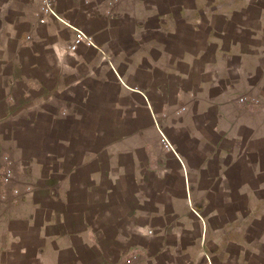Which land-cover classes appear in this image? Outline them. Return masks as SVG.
<instances>
[{
  "label": "crops",
  "instance_id": "1",
  "mask_svg": "<svg viewBox=\"0 0 264 264\" xmlns=\"http://www.w3.org/2000/svg\"><path fill=\"white\" fill-rule=\"evenodd\" d=\"M190 1L0 0V125L62 127L6 264H264V6Z\"/></svg>",
  "mask_w": 264,
  "mask_h": 264
},
{
  "label": "rangeland",
  "instance_id": "2",
  "mask_svg": "<svg viewBox=\"0 0 264 264\" xmlns=\"http://www.w3.org/2000/svg\"><path fill=\"white\" fill-rule=\"evenodd\" d=\"M182 1L185 2L186 6L191 5L190 0H180V2ZM261 6H264V0H260ZM214 7L218 8L217 14L219 15L212 20L216 21L218 26H240L241 24L249 26L257 14L249 11L248 14H245L246 18L241 19V15L239 16L237 13L241 7L244 8L246 6L238 7V0H210V9L212 11H214ZM203 13L204 8L201 7V10H196L195 14L182 17V24L180 26H184L185 22L194 23L195 26H206ZM223 13L230 14L229 20L226 23L223 21V16L220 15ZM233 36L234 34H232ZM4 70L5 73H11L12 68L8 65ZM1 108L0 112L5 113L4 106ZM41 118L43 119V116ZM25 124L24 118H20L16 121V124L15 122H3L0 125V264H6L7 261H10L9 257L13 256V253L17 255L16 252L12 251L13 238L8 231L9 221L14 215L26 214L28 212L27 201L29 193H36L35 196L39 197L41 195L43 197L47 193L45 191V184H48L47 186L49 187L60 186L58 181L45 180V176L37 174L36 171L33 172V167L37 165L41 167H61L55 160L45 158L46 151H54L56 146L54 144L37 143L36 140L43 141L46 134L49 137L58 136V132L62 127L55 126L46 132L45 127H30ZM71 128L68 127L69 130ZM107 143L103 142L100 145ZM41 196L39 198H42ZM19 226V224H14L10 230H19L21 228ZM123 229L124 224L120 222L114 223L111 227V231L114 232H119ZM150 232L152 231H149V234ZM132 242L137 243L138 240H133ZM127 246L128 244L125 243L118 245L116 246L119 248L117 251H124ZM16 261L17 264H21L23 260L18 256Z\"/></svg>",
  "mask_w": 264,
  "mask_h": 264
},
{
  "label": "built area",
  "instance_id": "3",
  "mask_svg": "<svg viewBox=\"0 0 264 264\" xmlns=\"http://www.w3.org/2000/svg\"><path fill=\"white\" fill-rule=\"evenodd\" d=\"M46 4H47V11L53 12L51 9V5H50L51 3L46 1ZM84 43L91 44V40L83 32L77 31L75 39L73 40V42L69 46V50L71 52H76L77 49L80 47V45H82ZM151 233L152 232H150V234Z\"/></svg>",
  "mask_w": 264,
  "mask_h": 264
}]
</instances>
